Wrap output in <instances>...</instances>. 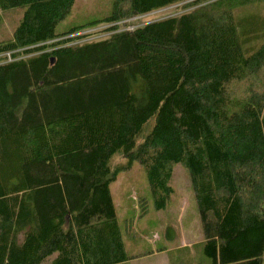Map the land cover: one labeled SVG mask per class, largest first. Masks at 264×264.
Masks as SVG:
<instances>
[{
  "label": "trees",
  "instance_id": "16d2710c",
  "mask_svg": "<svg viewBox=\"0 0 264 264\" xmlns=\"http://www.w3.org/2000/svg\"><path fill=\"white\" fill-rule=\"evenodd\" d=\"M14 7L23 17L0 41V264L126 261L110 186L135 162L158 210L187 168L213 264H263L264 0H110L74 17L77 0H0Z\"/></svg>",
  "mask_w": 264,
  "mask_h": 264
},
{
  "label": "rangeland",
  "instance_id": "374dc122",
  "mask_svg": "<svg viewBox=\"0 0 264 264\" xmlns=\"http://www.w3.org/2000/svg\"><path fill=\"white\" fill-rule=\"evenodd\" d=\"M109 2L110 0H77V10L72 17L76 13L82 16L89 11H106ZM176 6L167 7L166 10L146 18L130 20L133 25L128 28L176 14ZM23 14V8L20 7L0 9L3 18L0 24V41L13 35ZM103 36L105 34L94 32L87 40ZM118 162L123 160L117 158L114 164ZM169 185L173 191L167 205L158 210L154 208L155 199L146 168L142 164L133 163L130 169L121 171L117 180L111 184L117 221L129 256L126 261L117 264H213L204 250L205 234L201 215L190 174L183 163L176 164ZM55 257L56 254L50 256L42 264H51Z\"/></svg>",
  "mask_w": 264,
  "mask_h": 264
},
{
  "label": "built area",
  "instance_id": "2783aa9c",
  "mask_svg": "<svg viewBox=\"0 0 264 264\" xmlns=\"http://www.w3.org/2000/svg\"><path fill=\"white\" fill-rule=\"evenodd\" d=\"M164 10H166V8H164V9H159V10H156V11H153V12H151V13H147V14H143V15H140V16H137V17H134V18H132L131 20H137V19H139V18H146V17H148V16H150L151 14H155V13H159L160 11H164ZM135 26H131L130 27V29H133ZM7 56H9L10 54H6Z\"/></svg>",
  "mask_w": 264,
  "mask_h": 264
}]
</instances>
